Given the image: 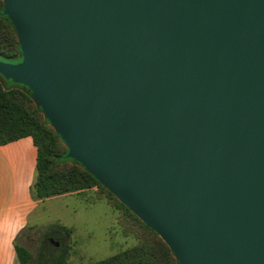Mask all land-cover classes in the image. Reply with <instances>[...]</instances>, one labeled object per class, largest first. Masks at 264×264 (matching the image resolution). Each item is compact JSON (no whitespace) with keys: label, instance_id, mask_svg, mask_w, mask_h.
Segmentation results:
<instances>
[{"label":"water","instance_id":"water-1","mask_svg":"<svg viewBox=\"0 0 264 264\" xmlns=\"http://www.w3.org/2000/svg\"><path fill=\"white\" fill-rule=\"evenodd\" d=\"M67 158L178 264H264V0H2Z\"/></svg>","mask_w":264,"mask_h":264},{"label":"trees","instance_id":"trees-1","mask_svg":"<svg viewBox=\"0 0 264 264\" xmlns=\"http://www.w3.org/2000/svg\"><path fill=\"white\" fill-rule=\"evenodd\" d=\"M0 0V61L16 64L21 61L17 34L3 14ZM29 137L37 151L36 176L30 188L34 201L53 197L94 191L105 193L107 198L123 214L138 225L135 244L102 260L87 264H178L172 252L159 236L143 224L121 202L90 175L84 168L67 158V148L50 127L41 109L36 106L30 92L20 85L0 76V145ZM48 236L55 240H68L71 230L52 227ZM20 264H29L31 253L23 246L15 245ZM65 249L55 258L46 259L45 246L41 245L36 264H69Z\"/></svg>","mask_w":264,"mask_h":264},{"label":"rangeland","instance_id":"rangeland-1","mask_svg":"<svg viewBox=\"0 0 264 264\" xmlns=\"http://www.w3.org/2000/svg\"><path fill=\"white\" fill-rule=\"evenodd\" d=\"M27 224L17 243L31 253L29 264H36L42 244L47 260L59 256L64 249L69 264L102 260L134 245L139 229L105 193H96L95 189L41 201L28 216ZM56 226L71 230L68 240L48 236L47 231Z\"/></svg>","mask_w":264,"mask_h":264},{"label":"crops","instance_id":"crops-1","mask_svg":"<svg viewBox=\"0 0 264 264\" xmlns=\"http://www.w3.org/2000/svg\"><path fill=\"white\" fill-rule=\"evenodd\" d=\"M37 151L29 137L0 145V264H20L15 245L28 227L34 201Z\"/></svg>","mask_w":264,"mask_h":264}]
</instances>
